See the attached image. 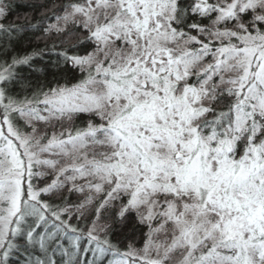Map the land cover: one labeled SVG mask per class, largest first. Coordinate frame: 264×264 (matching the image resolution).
Returning a JSON list of instances; mask_svg holds the SVG:
<instances>
[{
	"label": "snow or ice",
	"instance_id": "1",
	"mask_svg": "<svg viewBox=\"0 0 264 264\" xmlns=\"http://www.w3.org/2000/svg\"><path fill=\"white\" fill-rule=\"evenodd\" d=\"M0 264H264V0H0Z\"/></svg>",
	"mask_w": 264,
	"mask_h": 264
}]
</instances>
